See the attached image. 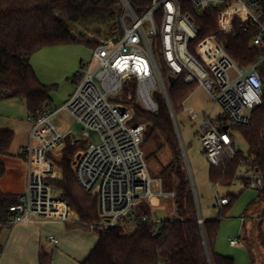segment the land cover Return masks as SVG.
<instances>
[{
    "label": "built area",
    "instance_id": "2783aa9c",
    "mask_svg": "<svg viewBox=\"0 0 264 264\" xmlns=\"http://www.w3.org/2000/svg\"><path fill=\"white\" fill-rule=\"evenodd\" d=\"M121 1L122 33L94 51L92 61L77 74L76 91L69 101L60 108L31 114L30 144L19 150L29 165L27 190L10 208L7 228L49 219L78 222L50 181L61 176L53 158L61 157L66 140L72 138L84 145L74 162L76 179L97 201L99 221L90 229L130 233L155 226L153 236L157 235L163 220L154 213L164 209L165 200L174 202L176 194L165 190L162 178L149 173L142 149L146 126L134 123L133 109L116 100L131 81L136 82L137 102L146 112L158 113V97L165 100L180 146L170 78L176 83L182 77L186 84L202 87L232 122V129L225 123L216 125L211 116L200 117L192 107L183 105L182 110L196 126L195 135L205 157L211 167L219 168L240 152L237 128L250 124L253 111L264 98L259 73L264 64V0H152L143 16L137 15L128 0ZM181 3L197 13L217 8L218 33L194 45L199 31L190 15L183 13ZM236 23L255 27L253 46L263 53L247 68L236 64L227 52L225 39L219 37L233 35ZM63 114L81 127L83 142L68 132L67 122L62 121L64 127L56 123ZM93 136L98 144L90 141ZM245 179L251 189L264 190V177L259 173L253 171ZM219 204L226 207L230 200L222 198ZM49 239L54 245L59 243L54 237ZM239 241L232 240L230 245L235 247Z\"/></svg>",
    "mask_w": 264,
    "mask_h": 264
},
{
    "label": "trees",
    "instance_id": "16d2710c",
    "mask_svg": "<svg viewBox=\"0 0 264 264\" xmlns=\"http://www.w3.org/2000/svg\"><path fill=\"white\" fill-rule=\"evenodd\" d=\"M138 16H143L152 6V0H128ZM183 13L189 14L199 31L195 44L211 34L218 33V9L208 8L197 13L193 7L181 3ZM124 13L121 0H0V92L1 99H22L30 114L50 108L51 93L55 86L43 84L32 64L31 57L44 48L80 43L93 49L106 40L122 33L121 19ZM76 40L72 39V35ZM225 39L227 52L241 68L254 64L263 53L253 46L255 27L235 24L233 35L219 36ZM193 47V46H192ZM264 84V64L259 69ZM136 82L131 81L116 99L133 109L134 123L144 124V144L153 135L160 133L169 147L172 160L164 166L159 177L164 188L176 194L175 218L164 219L153 236L155 226H143L126 233L119 229L94 230L98 244L81 264H234V261L216 251V241L221 218L203 219L199 223V207L193 191L190 174L176 135L167 103L158 97L160 110L150 114L137 102ZM197 85H188L178 78L170 90L171 103L176 110L182 109ZM147 127L152 131L149 133ZM246 141L247 154L239 152L236 158L223 167H211L209 179L215 186H231L241 168L257 172L264 177V98L252 115L250 124L237 128ZM15 139V132L0 129V180L7 174L3 156L7 155ZM84 145L66 140L60 158H53V165L60 177L50 179L61 199L66 201L76 217L69 230L82 228L92 231L90 226L99 221L96 198L79 185L74 162ZM21 195L0 191V226L6 228L10 208L19 202ZM237 197H230L229 207ZM255 203L251 205V209ZM150 214V212H147ZM224 216V214H222ZM0 246V258L3 253ZM53 254L41 251L38 264H52ZM252 259V264H254Z\"/></svg>",
    "mask_w": 264,
    "mask_h": 264
},
{
    "label": "rangeland",
    "instance_id": "374dc122",
    "mask_svg": "<svg viewBox=\"0 0 264 264\" xmlns=\"http://www.w3.org/2000/svg\"><path fill=\"white\" fill-rule=\"evenodd\" d=\"M93 55V49L80 43H74L66 46L44 48L31 57V64L39 80L45 85L55 86L51 93L50 109L60 108L69 101L76 91L75 79L77 74L82 73L85 66L92 61ZM183 105L192 107L200 114V117L203 114L211 116L216 125L225 123L230 125L232 129L229 116L221 106L214 105L210 95L202 87L194 90ZM175 113L182 137L183 157L190 174L202 218L205 220L221 218L216 241L217 253L231 258L234 264H252V259H254V264H264V190H254L248 186L249 181L245 179V176L252 175V172L244 167L239 170L237 179L231 186L213 185L209 179L211 165L195 135V124L190 121L182 109L176 110ZM30 116L31 114L24 100L17 98L1 99L0 92V129L15 132L14 142L7 155L3 156L7 166L6 176L0 180V191L3 193L14 191L20 185L25 186L27 184L29 165L27 159L19 155V150L28 147L30 144V134L33 126ZM62 121L70 125L68 132L73 133L81 142L84 141L81 127L69 115L63 114L56 123L60 127H64ZM147 131L150 133L152 129L147 127ZM236 137L239 150L247 154L249 147L246 141L239 132H236ZM90 141L98 144V139L94 136ZM164 144V136L156 133L149 142L145 144L143 142L142 145L149 173L154 178L159 177L160 170L172 160L171 151L167 146L156 156H152ZM230 197H237V199L229 207L222 208L219 204L220 199ZM253 203L255 205L249 209ZM163 208L166 212V219L172 220L175 218V207L172 200H165ZM76 218L79 220L78 217ZM41 229V231H38V228L36 229V238L40 241L41 250L53 254L55 264H61L62 260L72 257L71 255L81 254L80 250L84 246L81 247L76 242L69 245L65 244V248L62 243L56 247L50 245L48 241L50 235L56 236L61 241L64 234L67 233L64 222L42 223ZM96 235L93 232L88 233L86 236L88 239L85 242L92 244L96 240ZM10 236V230L7 227L0 226V246H3V244L6 246L7 241L11 238ZM239 239L237 246L232 247L230 245L232 240ZM8 246L7 244L8 257H17L23 249V245H11L10 249Z\"/></svg>",
    "mask_w": 264,
    "mask_h": 264
},
{
    "label": "crops",
    "instance_id": "0c3cea01",
    "mask_svg": "<svg viewBox=\"0 0 264 264\" xmlns=\"http://www.w3.org/2000/svg\"><path fill=\"white\" fill-rule=\"evenodd\" d=\"M28 179V178H27ZM16 190V191H15ZM27 190V184L25 186L20 185L17 187V189H14V191L7 192L6 194H15V195H23ZM52 221H58V222H63L59 219H49L45 221H36L32 224H17L12 226L11 228H7L11 232V238L9 241H7V244L9 245L8 248L10 249L11 245L17 246V245H23V249L20 251L19 255L17 257H8L7 256V248L3 244V253L0 258V264H38L39 262V254L43 250L40 248V241L38 238H36V229L38 228V231H41V226L42 223L46 222H52ZM65 226L67 228V225H75L74 223L76 222H64ZM67 233L64 234L62 240L58 239L54 235H50L48 237V241L51 246H58V245H64L65 244L69 245L73 242L78 243L83 247L82 250H80V255H76L72 257H68L66 260H62L60 262L61 264H81L84 262L87 257L90 255V253L94 250V248L98 244V236L96 235L95 238L96 240L93 241L92 244H88L85 242L88 238H86L88 233H95L94 231H85L82 228H74L69 230L68 228L66 229ZM96 234V233H95ZM50 237L56 238L59 243L57 245H54L50 242ZM25 246V247H24ZM27 247V248H26ZM63 248V247H62ZM45 251V250H43ZM52 264H55L54 259Z\"/></svg>",
    "mask_w": 264,
    "mask_h": 264
},
{
    "label": "water",
    "instance_id": "95a60500",
    "mask_svg": "<svg viewBox=\"0 0 264 264\" xmlns=\"http://www.w3.org/2000/svg\"><path fill=\"white\" fill-rule=\"evenodd\" d=\"M72 39L76 40V36L74 34L72 35ZM170 84H171L172 87L175 86L174 78H170ZM154 215H155L156 218H160L162 220H164L166 218V212H165L164 209H160L159 211H156L154 213ZM199 216L202 217L200 210H199Z\"/></svg>",
    "mask_w": 264,
    "mask_h": 264
}]
</instances>
